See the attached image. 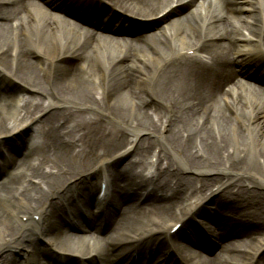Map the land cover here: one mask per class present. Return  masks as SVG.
I'll return each instance as SVG.
<instances>
[{"label": "bare ground", "instance_id": "6f19581e", "mask_svg": "<svg viewBox=\"0 0 264 264\" xmlns=\"http://www.w3.org/2000/svg\"><path fill=\"white\" fill-rule=\"evenodd\" d=\"M110 1L144 18L166 10L159 19L163 26L136 38L94 40L52 9L94 3L96 12L101 0H68L63 7L58 0H49V7L0 0V85L16 82L8 90L16 94L9 93L16 97L14 107L30 97L23 116L17 110L0 115V144L13 143L27 124L43 122L46 130L45 149L34 154L38 166L24 169V160L14 155L0 159L3 174L7 165L20 172L12 194L7 184L0 185V264H18L8 260L9 248L28 253L29 264H40L36 256L42 250L71 258L74 251L84 252L83 238L94 232H106L111 254L99 246L97 255L78 259L80 264H117L135 248L156 264H264V93L233 84L234 69L244 61L241 52L264 63V0ZM182 7L185 12L174 16ZM231 17L240 24L230 23ZM119 40L136 42L137 50L117 46L112 54ZM29 54L42 60L37 64ZM63 129H69L71 141ZM121 160L126 168L122 173L116 168L104 203L91 209L93 198L85 192L83 208H75L80 201L71 210L65 207L71 190L83 189L84 195L87 176L107 167L112 173ZM137 165L148 177L134 172ZM237 177L243 180L233 183ZM32 185L39 188L28 191ZM148 187L156 201L140 195ZM210 195L219 209L203 204ZM178 207L227 230L228 236L210 240L219 250L213 260L196 243L187 213L176 217ZM225 218L234 219L237 228ZM179 220L184 228L169 234ZM240 235L258 241L243 247ZM174 238L178 244L172 249L167 240ZM39 240L47 245L40 248Z\"/></svg>", "mask_w": 264, "mask_h": 264}, {"label": "rangeland", "instance_id": "374dc122", "mask_svg": "<svg viewBox=\"0 0 264 264\" xmlns=\"http://www.w3.org/2000/svg\"><path fill=\"white\" fill-rule=\"evenodd\" d=\"M216 7V9H218L219 10V8H218V6H215ZM211 9H214V7H212ZM185 11V9L184 8H180V9H178L177 11H176V13H175V15H177V14H179V15H181L180 13H183ZM213 11V10H212ZM179 15H177V16H179ZM183 20V23L185 22L184 21V19H181V21ZM229 21H230V23H232L234 26H238L240 23H239V21L236 19V18H229L228 19ZM159 24H160V22H156V21H154V22H152V23H150V25H151V32H154V31H152V30H154V29H156L158 26H159ZM141 35H144V34H141V33H137V34H135V35H126V37H128V38H135V37H137V36H141ZM125 37V38H126ZM131 44V43H130ZM130 44L127 42V43H125L124 45L126 46V47H130ZM117 44H114V51H113V53L112 54H116L117 52H118V50H117ZM105 48V51H106V46L104 47ZM133 48L134 47H132V48H130V52H132V50H133ZM106 55V54H105ZM144 66H146V65H144ZM148 70V69H147ZM83 79L84 80H86L88 83H90V81H89V79L88 78H86V77H83ZM149 139L150 140H154V138L151 136V137H149ZM235 179V180H234ZM233 180L234 181H232L233 183H237V182H239V181H242L243 179H241L240 177H237V179L236 178H234ZM232 183V184H233ZM215 188V187H214ZM213 188V189H214ZM36 190V188H33L32 189V192L33 191H35ZM29 191V190H28ZM27 191V192H28ZM242 244V245H241ZM244 243H242V242H239V245H241V246H243V247H246V246H244L243 245ZM247 248H250V247H247ZM7 250H10L11 251V249L9 248V249H7ZM12 252V251H11ZM219 253V250H216V249H212V247H208L204 252H203V254H205V255H207V257H209L210 259H214V257L217 255ZM16 254H13V253H11V255L8 257L9 259H10V257H11V259L13 260V261H15L16 259H18V256H17V258H16ZM8 259V260H9Z\"/></svg>", "mask_w": 264, "mask_h": 264}]
</instances>
